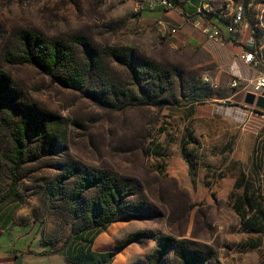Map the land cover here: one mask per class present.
Listing matches in <instances>:
<instances>
[{"label":"rangeland","instance_id":"374dc122","mask_svg":"<svg viewBox=\"0 0 264 264\" xmlns=\"http://www.w3.org/2000/svg\"><path fill=\"white\" fill-rule=\"evenodd\" d=\"M151 1L0 0V71L8 80L0 119V219L8 215L30 240L70 251L99 231L90 213L99 199L98 189L88 186L87 179L109 175L125 180L130 190V196H123L119 222L130 225L129 236L140 234L136 244L144 246L165 236L175 243L187 241L203 253H212L214 259L208 264H222L217 257H230L232 249L235 257H262L264 245L259 251L242 247L248 236L232 208V187L224 183L244 172L264 202V140H259L251 157L257 167L252 168L250 161L225 165L230 148L215 143L210 106L223 97L233 98L248 81L239 80L238 89H232L234 77L219 68V59L215 63L210 53L200 49H175L171 39L157 35V20L143 26L139 5ZM209 2L213 15L221 19L235 5L243 6L238 33L246 30V49L257 51L264 61V0ZM26 31L64 43L77 59L84 58L79 44L84 40L101 54L114 91L124 95L109 94L103 80L93 74L75 91L28 64L11 63V58L26 55L25 41L19 37ZM107 47L131 48L136 56L155 61L164 71L162 85L150 74L131 80L124 68L102 55ZM97 92L104 93L99 100L91 96ZM151 102L161 104L151 106ZM239 102L233 100L235 105ZM190 104L199 106L190 109L192 120L184 125L171 119L173 111ZM26 110L45 115L59 128L53 143L38 136L25 140V154L16 167L14 122ZM234 139L228 141L230 146ZM241 191L233 192L237 196ZM132 208L138 211L135 218L123 220ZM148 258L141 257L140 264H148ZM177 263L169 252L164 264Z\"/></svg>","mask_w":264,"mask_h":264},{"label":"crops","instance_id":"0c3cea01","mask_svg":"<svg viewBox=\"0 0 264 264\" xmlns=\"http://www.w3.org/2000/svg\"><path fill=\"white\" fill-rule=\"evenodd\" d=\"M178 3L176 10L167 12L159 7L150 10L149 4L146 6L140 3L141 12L138 20L145 27L153 20L178 27L179 29L175 35L166 38L173 41L175 49L178 47L195 48L210 53L215 63H218L217 60L219 59L220 69L228 70L234 78L238 77L241 81H249L254 74V70L245 67L236 59V56L247 47L249 38L246 30L241 29L236 35H229L226 27L227 19L223 17V15L227 14H223V19H221L213 15L212 11L208 16L209 22L218 29L225 41V45L221 47L211 44L199 31L184 22L185 15L195 13L200 5V0H179ZM244 95V92L240 91L233 98L223 97L215 100V104L210 105L212 108L211 116L215 115V143L216 141L221 142L223 149L227 148L226 150H229L230 148V157L224 164L235 166L247 164L250 161V166L253 168L257 167L258 164L251 157L259 140H264V111L245 106L242 103ZM236 98L240 101L237 105L233 103ZM198 107L190 104L184 109H180L181 111H173L170 117L185 125L193 119L190 109L195 110ZM232 137H235V139L233 145L230 146L228 141ZM217 147L215 145L216 155H218ZM243 174L245 179H248L244 172ZM239 177L240 173L232 178L231 183H224L226 187H232L229 198L242 194L241 191L236 196L233 192L236 190L234 186ZM219 179H222L221 181L225 180L222 176ZM262 203L264 202L262 201ZM8 218L7 215L0 219V264H16L18 257L20 258V264H88L86 257H95V259L106 257L107 253L114 250L117 242L132 234L128 223L116 222L103 228L89 241H84L79 246L74 245L70 251L68 247L62 254H56L53 253L56 250L51 244L40 243L38 239L30 240L28 232L20 224L14 223ZM239 227L248 236L246 237L245 235L243 238L242 247L254 251L261 250L264 245V238H262L264 236V222L258 229L252 230L249 226L242 225L239 218ZM157 242V240L149 241L144 246L132 243L119 250L112 258L110 264H140L142 261L141 257H149ZM42 252H47L48 254L40 255ZM171 256L169 255L168 257ZM217 260L222 264H264V252L262 257H235L232 249L230 257H217Z\"/></svg>","mask_w":264,"mask_h":264},{"label":"trees","instance_id":"16d2710c","mask_svg":"<svg viewBox=\"0 0 264 264\" xmlns=\"http://www.w3.org/2000/svg\"><path fill=\"white\" fill-rule=\"evenodd\" d=\"M171 2L176 8L179 5V0ZM19 37L25 41L26 55L19 59L11 58V63L28 64L36 68L43 75L57 80L62 87L75 91L82 89L88 76L93 74L96 79L103 80L106 87H108L105 90L109 94H113L115 97L124 95V93H116L114 91L111 84L112 80L102 62V57H100L101 54L96 52L84 40H80L79 43L83 48L84 58L77 59L72 48L67 47L58 40H44L28 31L21 32ZM102 55L113 60L119 67L124 68L131 80L138 81L141 79V76L150 74L157 85L161 86L163 83L164 71L162 67L144 55L136 56L134 50L131 48L107 47L102 51ZM56 71H61L62 75L55 76ZM7 81L4 73L0 71V119L3 107L6 104L3 99ZM103 94V92H97L91 96L99 100ZM132 103L134 101H130V104ZM140 104L147 103L141 101ZM160 104L158 102H151L150 105L157 106ZM107 106H111V104ZM33 111L26 110L25 114L14 122L15 129L12 134V142L15 151L16 167L20 164L25 154V140L38 136L39 138H45L48 143H53V135L58 132L59 127L55 122L48 119L45 115L33 114ZM44 128L52 132L51 135L46 134ZM87 181L89 183L88 186H95L98 189L99 199L91 206L92 210L90 213L91 223L95 224V228L99 229L97 233H99L106 226L121 221L119 215L123 212H121L123 196H130L131 193L127 189L126 181L123 179L119 180L117 177L106 175L96 180L87 179ZM234 188L242 190V194L230 198L232 199L233 211L240 218L242 225L245 224L252 230L258 229L264 222L263 199L260 192L249 179H245L243 173H240V177L235 183ZM137 213V209L132 208L128 217L123 220L135 218ZM139 236L140 234L138 233L120 241L112 252L106 254V257H100V259L86 257V262H92L93 260L99 263L110 264L112 258L119 250L132 243H138ZM63 252L57 250L53 253L62 254ZM169 252H173L174 257L178 261L177 264H208L214 259L209 250L203 253L192 246L190 242L182 241L175 243L170 237L165 236L158 241L156 248L148 258V264H164ZM45 254L48 253L42 252L40 255Z\"/></svg>","mask_w":264,"mask_h":264},{"label":"built area","instance_id":"2783aa9c","mask_svg":"<svg viewBox=\"0 0 264 264\" xmlns=\"http://www.w3.org/2000/svg\"><path fill=\"white\" fill-rule=\"evenodd\" d=\"M210 0H200V5L192 15H185L184 22L190 24L195 30L199 31L206 40L218 46L223 47L225 41L222 38L217 28L212 26L209 22L208 16L212 12ZM156 7L161 8L163 11H174L177 9L170 0H152L149 4L150 10ZM231 14L223 15L227 19V33L229 35H236L244 20V9L242 5H235ZM178 27L170 26L162 21H156L155 30L159 37L165 39L175 35L178 31ZM252 40L250 39L249 43ZM236 59L245 67L254 70L253 76L248 81V85L243 89L244 94L251 93L255 97L264 98V61L261 59V55L257 51H251L248 49L243 50ZM206 83H209L212 88L216 89V84H212L208 79H204ZM239 78L235 77L231 84L232 89H238Z\"/></svg>","mask_w":264,"mask_h":264},{"label":"water","instance_id":"95a60500","mask_svg":"<svg viewBox=\"0 0 264 264\" xmlns=\"http://www.w3.org/2000/svg\"><path fill=\"white\" fill-rule=\"evenodd\" d=\"M243 104L245 106L254 107L256 110L264 111V98L263 97H255L251 93H247L244 95ZM16 264H20V258H17Z\"/></svg>","mask_w":264,"mask_h":264}]
</instances>
